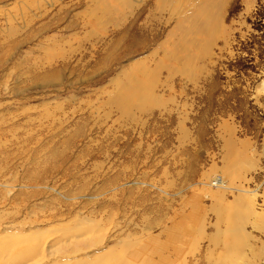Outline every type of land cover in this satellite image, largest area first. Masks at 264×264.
I'll return each mask as SVG.
<instances>
[{
	"label": "rangeland",
	"instance_id": "obj_1",
	"mask_svg": "<svg viewBox=\"0 0 264 264\" xmlns=\"http://www.w3.org/2000/svg\"><path fill=\"white\" fill-rule=\"evenodd\" d=\"M206 1L0 0V237L41 230L43 264L65 258L81 224L104 231L70 262L101 238L122 264L251 261L209 237L216 210L264 213V0H223L214 33ZM215 177L229 191L209 189ZM186 223L189 245L169 256Z\"/></svg>",
	"mask_w": 264,
	"mask_h": 264
},
{
	"label": "bare ground",
	"instance_id": "obj_2",
	"mask_svg": "<svg viewBox=\"0 0 264 264\" xmlns=\"http://www.w3.org/2000/svg\"><path fill=\"white\" fill-rule=\"evenodd\" d=\"M224 6H225V2L223 0H207L206 3L203 4V6L197 11V13L204 18L203 20H204L206 27L208 28L209 32L214 33L216 30L219 29L220 21L218 18H213V16L220 17L221 15H223L224 8H225ZM140 90L146 91L144 89H140ZM139 100H140V103H139L140 105L142 103H144V101H145V99H139ZM119 103L122 107H126L128 104V102L124 99L121 100ZM228 185L229 184L226 180H224L222 178L218 179V177L217 178L215 177L211 182H209L208 188L209 189L217 188L218 192H219V190H222V189L228 190L230 188ZM237 189H239V188H237ZM242 190L243 189H240L238 191H242ZM242 192L249 193V191H246V190L242 191ZM225 193H226V191H225ZM252 194L254 195V193H252ZM246 199H247V197H245V196H239L237 198V201H242V200H246ZM242 203H243V201H242ZM244 203H245V201H244ZM238 206H240V205H238ZM238 206L233 207L232 209L223 208V210H221V209L219 211L216 210L217 229H216V232L211 237H209V240L211 241V243L213 245H215L216 248H218V250H216V251L217 252L220 251V254L225 253L226 255L230 256L232 253H236L237 255L239 254V256H240L246 250L249 254V259L251 260V261H249L248 264H260L262 260L264 261V242H262L260 244V239H257L255 236L250 234V232H247V224H248L249 220H253L254 221L252 224L253 229L254 228L259 229L261 231V233L264 234V213L260 214L259 212L256 211L253 201H251V203L249 202V203L245 204V207L239 208ZM222 224H224V225H222ZM95 225L96 224H90L89 227H84V224L83 225L81 224V227L78 226L79 229L72 230L73 234L75 233V231L79 232L78 235H80V237H78V235L76 236L77 237L76 242H75L74 246H71V248H70L71 251L68 254L66 253L67 255L65 254V258L64 259L62 258L61 261L57 260V259H50L48 264H122L121 257H123V255L122 256H116V254H114V253H116V251H114L113 249L109 250L108 252L101 253V251L103 250V247L105 245V240L103 238L96 240V241L91 240L90 244L85 242L86 244H89V245H87L88 249L89 248H90V250H91V248L94 249L93 252H91L90 254L87 255V258L85 261H83V259H79L78 261L70 262L77 255L80 256L82 249L76 248V246L78 245L77 243H79V241H81L82 238L86 237L84 235H89L90 232H94V233L100 232L101 233L102 231H104L103 228H101V227L98 228V226L97 225L95 226ZM197 225H198V222H197ZM222 226H224L225 229H222L221 228ZM174 229H176V228H174ZM193 230H195V229H194V226L192 224L189 225L188 223H186L185 227L181 226V230H180L181 240L178 239L179 240L178 245H176V246H178V249L175 250L174 245L173 246L171 245V248H164L165 246H163L162 248H164V250H167V252H165V253H168L169 256H172V255L178 256V254H180V252L182 251V249L180 247L183 246L182 248H184L185 246L189 245L190 236L193 234ZM198 230L200 231L201 236L204 237V232H203L204 226H203V224H201L199 226ZM63 232H65L64 235H63ZM63 232L57 231L56 234L59 237L56 240H54V242L50 246H48V247H50V250H49L50 256H52L53 258L55 257V250H53V248L55 247L54 249H56V247L61 245L67 239L66 236L69 234L68 230H65ZM35 233H30V232L27 234L21 233V235H17V234L11 235V234H6V233L3 234L5 236L0 237V264H41L42 260H40V259L37 260L39 262L38 263V262L34 261V259L37 258L38 256H40L41 253L44 252L46 245L40 244L41 243V239H40L41 236L40 235L42 234L41 230L39 232L37 231ZM45 233H48V232H45ZM62 235H63V237H62ZM81 236H83V237H81ZM37 241H39V243ZM66 242H68V241H66ZM98 246H101V247L95 248ZM136 246H137V242L134 243V241H129V242L126 241V242H122L121 244H119V247L122 251H124V252H130L131 251L132 253H134V255L138 256V258L140 259L141 256H139V253L141 251L137 250ZM157 249H159V248H157ZM197 249H198V246H196L195 250H197ZM188 251H190V250H188ZM212 251H213V249H212ZM157 257H156V259H157ZM88 258H90L91 260H87ZM174 258H176V257H174ZM234 258H236V257H234ZM240 258H243V257H240ZM65 259H67L66 260L67 262L64 261ZM221 259L222 258H220V260ZM236 260H237V258H236ZM32 261H34V262H32ZM161 262H163V261H161ZM220 262L222 263L223 261H220ZM225 262L226 261L224 260L223 264H225ZM230 264H231V262H230Z\"/></svg>",
	"mask_w": 264,
	"mask_h": 264
}]
</instances>
